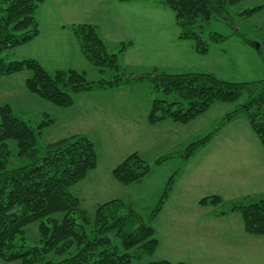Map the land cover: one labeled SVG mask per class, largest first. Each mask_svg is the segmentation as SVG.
<instances>
[{
  "label": "rangeland",
  "instance_id": "rangeland-1",
  "mask_svg": "<svg viewBox=\"0 0 264 264\" xmlns=\"http://www.w3.org/2000/svg\"><path fill=\"white\" fill-rule=\"evenodd\" d=\"M162 1L131 0L121 5L119 0H44L37 11V19L40 30L42 27L49 34L60 25L98 24L112 42L108 45L111 52H117L121 48L118 38L125 42L133 41L134 45L129 48L126 57L121 56V64L133 77H139L157 66L159 69L162 67L161 70L165 72L187 70L211 73L231 82L264 79V11L252 15L245 13L246 9L257 7L264 0L229 5L226 16L214 13L210 21L203 22L201 27L197 26L195 30L201 34L208 48L203 54L193 47V40L179 39L180 29L175 13L170 7L164 6ZM47 33L43 37L40 33L29 43L4 51L2 56L10 60L34 58L40 62L42 57L44 64L41 63L52 73L58 69L74 68L85 71L90 80L111 79L112 71L101 73L96 66L79 59L70 51V48L74 50V44L67 48L60 42H57L58 46L49 43L52 37ZM62 35L66 42L71 38L69 33ZM216 35H221L224 39L216 40ZM30 75L31 72L25 71L0 79V107L10 105L17 117L33 127L52 119L43 129L40 147L45 148L71 134L86 135L95 143L97 167L71 187V192L81 200V207L90 218V223L86 225L89 235L95 226L98 205L115 198L129 203L147 220L160 200L169 178L179 171L177 178L186 164L181 155L172 154L211 133L213 140L200 151L193 168L198 170L202 190H217L220 193L217 195L224 199L223 203L214 205L215 211H226L233 202L251 195H245L246 192L262 189L263 179L244 176L247 172L255 173V167H263L264 163V157L258 153L257 147L248 144L255 134L248 127L247 118L239 112L233 121L221 125L225 116L238 109L247 99L246 90L235 102H215L207 112L188 125L173 121L155 125L147 120L152 101L154 98H166V95L163 91L156 92L147 79L136 78L129 85L120 89L113 88L108 93L92 96L77 94L76 104L63 108L31 93L26 87V79ZM175 98H178L175 94L168 97L169 101ZM215 140L224 143H215ZM10 149L8 165L21 164L22 159L18 156V147L14 141H10ZM133 152L140 153L150 164V170L141 181L123 184L113 176V169ZM167 155L170 157L159 161ZM251 161L258 165H250ZM245 167H249V170L246 171ZM238 176L243 177L239 179L238 185H233L232 188L226 186V183L231 185V181H237ZM183 190L191 191L189 188ZM171 209L174 213L177 212L176 209ZM167 216L169 214L166 208L160 219L154 222L160 231V249L154 254L144 255L139 260L140 264L162 259L175 261L184 257L192 263L196 262L195 264L245 263L242 255L238 260L234 259L236 249L231 251L232 258L226 256L225 253L228 252L225 251L222 256L215 252L210 258L200 260L195 252L180 244L181 241L168 242L166 227L171 219L166 218ZM109 235L115 237L114 232ZM24 236L29 245H37L40 242L39 223L26 226ZM224 239L228 245L230 240H235L231 232ZM236 243L239 245L237 248L248 249L250 264H264V236L253 235L252 240L236 239ZM0 264L16 262H6L0 258Z\"/></svg>",
  "mask_w": 264,
  "mask_h": 264
},
{
  "label": "trees",
  "instance_id": "trees-1",
  "mask_svg": "<svg viewBox=\"0 0 264 264\" xmlns=\"http://www.w3.org/2000/svg\"><path fill=\"white\" fill-rule=\"evenodd\" d=\"M44 0H0V79L21 72H31L26 79L27 89L67 108L75 95L95 90H108L129 85L136 78L147 79L156 92L166 98H154L148 121L157 124L171 120L188 124L215 102L237 101L244 90L247 99L235 111L228 113L221 125L242 112L264 147V79L254 82H231L211 73L191 71L173 73L155 69L139 77L127 72L120 55L131 42H125L117 52H111L95 24H74L75 35L85 58L101 73L113 72L111 79L97 81L87 78L76 69L50 72L34 58L10 60L2 53L33 41L41 33L37 11ZM175 13L180 38L193 40L197 52L206 53L207 45L195 30L208 22L214 13L226 16L228 6L249 0H163ZM260 6L246 9L252 15ZM223 40L221 35L214 36ZM175 94L178 98L169 101ZM0 258L16 264H140L144 255L154 254L159 246L153 222L168 200L179 171L168 180L162 196L150 217L145 220L124 200L115 198L99 204L91 235L90 223L81 200L71 187L87 177L98 165L95 143L86 135L73 134L39 146L43 129L52 119L33 127L15 115L10 105L0 107ZM213 134L188 144L172 156L182 157L184 164L211 141ZM10 141L18 147L22 163L9 166ZM170 157L164 156L159 161ZM182 168H180L181 170ZM150 164L140 153L133 152L113 169V176L123 184L141 181ZM224 199L217 194L203 197L201 205H219ZM230 211H237L248 234L264 236V195L246 197L233 202ZM221 211L220 214H225ZM39 223L40 242L29 245L25 228ZM115 233L111 237L109 233ZM115 238H117L116 241ZM149 264H188L167 259Z\"/></svg>",
  "mask_w": 264,
  "mask_h": 264
},
{
  "label": "crops",
  "instance_id": "crops-1",
  "mask_svg": "<svg viewBox=\"0 0 264 264\" xmlns=\"http://www.w3.org/2000/svg\"><path fill=\"white\" fill-rule=\"evenodd\" d=\"M119 1H120L119 3L121 5H125L126 3L131 2V0H119ZM249 1H252V0H249ZM162 3L164 6H167L164 1H162ZM258 6L261 7L260 12L264 11V1L262 2V4H260ZM73 25L74 24H72L70 26L60 25L55 30H53L54 32L51 31L50 34H49L48 30L42 29V27H41V37H43V35H45L48 32L47 35H50V37H52L51 40H49V43H51V44L53 43L56 46H58L57 42H60V43H62V45L65 44L67 48L70 44H74L75 45L74 50L70 48V51H73L74 54L79 59L87 61L89 64H91L85 58V56L83 55V53L81 51L78 39H77L75 32H74V29L72 27ZM95 25L97 26L99 33L102 36V38L104 39V41L106 42L107 46L111 45L112 42L110 41L108 34L98 24H95ZM63 33H69V35H71V38L68 39V42H66V39H62L64 37L62 35ZM179 39L186 40V41L189 40V39H184V38H179ZM41 42H43L42 39H41ZM117 42H119L120 43L119 45L121 46V44L125 43V40L118 38ZM129 42H131V44L120 55V61H121V56L123 58H125L126 55L129 53L128 52L129 48L134 45L133 41H129ZM194 46H195V44L193 45V47ZM41 62L43 63L42 57H41ZM154 68L157 70L163 71V70H161V69H163L162 67H161V69H159L157 66H155ZM68 69H74V68H68ZM154 70H152V71H154ZM166 70H169V69H166ZM184 71L185 72H191V71H187V70H184ZM82 72H85V71H82ZM149 72H151V71H149ZM173 73H182V72H173ZM123 86H125V85H123ZM123 86H121V87H123ZM121 87L114 88V89H120ZM110 90H113V89L83 92V93H78V95L87 94V95L92 96V95L101 94V93H108ZM76 97H77V94L75 95V98H74L75 100H74L73 105L76 104V101H77ZM73 105H72V107H73ZM237 116L238 115H236L235 117H237ZM147 118H148V116H147ZM165 121H171V120H165ZM165 121H161L155 125H158V124L161 125V123H163ZM231 121H233V120H231ZM151 126H153V125H151ZM248 127L251 129L252 133L255 134V132L252 130L251 126L249 125V122H248ZM71 135H73V134H71ZM212 140H213V138L211 139V141ZM214 142L215 143H224L223 141H218V140H215ZM209 143H207L192 158H190L186 162L185 166L182 169V172L179 173V175L176 179L174 188H173L168 200L166 201L162 211L157 216L155 221L156 220L158 221L160 219V217L163 215L164 209L167 208V213L169 214V216H167L166 218L169 217L171 219V223L168 224V227H166V237H167L168 242L172 243L173 240L181 241L180 244H183L184 247L187 246V250L190 249L191 252H195L200 260L210 258V256L214 255L215 252L219 253L222 256L223 252H225V251L228 252V253H225V255L232 258L231 251L236 249V255H233L234 259L238 260L240 258V256L242 255V257L245 258L244 264H250V262H249L250 253L248 254V252H249L248 249H243V247H242V249L237 248L239 245L236 243V239H243V240H252L253 239V235L248 234L245 231L243 220H242L240 214L237 211H230L228 209V210H226V213L222 215V214H220V212L215 211L214 205H201L199 203L203 197H206V196H209L212 194H220V193H217V190H213V189L211 191H208V192H205V190H202V188L200 187L201 181L199 180L198 170H197V168H193V165L195 163L194 161L200 155V151L205 149V147H207ZM250 143L253 144L254 146H256L258 153L264 157V147L262 146L261 141L256 134H255L254 138H251V142H248V144H250ZM250 154H251V152H250ZM251 163H253V161L250 162V165H251ZM253 165L255 167L256 165H258V163L257 162L255 164L253 163ZM255 168L257 170L255 173L254 172L253 173L247 172L244 175L245 177H246V175H248V177H250V179H256V178H258L259 180L263 179L262 185H261L262 189L254 190V192H250V191L246 192L247 194H245V195L249 196L251 194L249 197H252V198L253 197H260V196L264 195V163H263V167H258V169H257V167H255ZM247 169L249 170V167H245L246 171H247ZM187 175H189L188 177H190V179L187 177ZM236 179H237V181H234V180L231 181V183H233L231 185L226 183V186L229 188H232L233 185H235V186L238 185L239 179L241 180V179H243V177L238 176ZM184 188H189V189H191V191L183 190ZM185 192H187V193L185 194ZM209 192H211V193H209ZM214 192H216V193H214ZM242 196H243V194H242ZM171 208L176 209L177 212L174 213ZM236 215H238L240 217L238 218V216H236ZM235 221H236V223H235ZM154 222H153V226L156 229V236L158 237V240H159V246L156 250V251H158L161 247V239L158 235V234H160V231H159L157 225L154 224ZM224 228H226L227 230ZM229 232H231V234H233L234 239H235L234 241L230 240L231 241L230 245L226 244V241L224 239V236L229 234ZM235 244H237V245H235ZM171 261H173V260H171ZM178 261H183V262H186L188 264H195L196 263V262L192 263L190 260H188L185 257L184 258H177L173 262H178Z\"/></svg>",
  "mask_w": 264,
  "mask_h": 264
}]
</instances>
